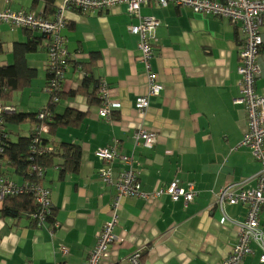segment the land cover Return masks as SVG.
<instances>
[{"label": "crops", "instance_id": "obj_1", "mask_svg": "<svg viewBox=\"0 0 264 264\" xmlns=\"http://www.w3.org/2000/svg\"><path fill=\"white\" fill-rule=\"evenodd\" d=\"M66 1L0 0V10L55 19ZM142 15L161 21L153 42L151 72L163 85L161 94L151 97L145 115L136 108V101L148 92L150 79L140 60L139 37L128 30L137 19L127 6L65 13L69 23L62 35L71 57L88 62L99 54L93 76L108 83L115 106L108 120L100 117L101 108L89 107L81 95L62 100L58 113L67 108L89 113L80 127L58 134L82 146L80 171L63 181L58 180V168L45 176L43 184L51 190L56 209L55 222L33 228L26 219L13 227L0 220V264H88L97 233L113 216L116 188L101 180L100 170L108 166L96 156L99 149L112 145L124 155L134 154L144 193L152 194L178 180L184 185L194 183L197 196L188 205L167 194L147 201L124 198L114 228L120 240L111 245L102 264H129L135 251L143 255L147 251L142 255L144 264H223L237 245L236 223L246 220L247 206L225 204L221 211L218 193L227 185L246 181V188L256 187L254 177L262 169L252 149L241 146L248 128L244 104L237 102L243 96L239 67L244 34L228 19L173 5L162 8L149 2L142 7ZM261 36L256 91L264 94V26ZM28 41L26 30L1 25L0 68L14 64L15 46ZM49 42L44 39L40 50L27 56L38 78L15 97L19 111L37 112L50 101L44 91ZM82 80V73L74 71L64 92L76 90ZM142 128L157 134L153 149L134 150V134ZM122 168L119 162L112 165L115 178ZM261 227L264 230V212ZM252 248L243 264H261V249L257 244Z\"/></svg>", "mask_w": 264, "mask_h": 264}, {"label": "built area", "instance_id": "obj_2", "mask_svg": "<svg viewBox=\"0 0 264 264\" xmlns=\"http://www.w3.org/2000/svg\"><path fill=\"white\" fill-rule=\"evenodd\" d=\"M149 2H154L162 8L173 5L188 8L196 14L228 19L239 25L244 34V44L240 51L241 66L239 67L243 96L237 102L244 104L248 128L241 146L252 149V154L261 163L262 169L254 177L257 181V186L254 188H246L248 181L222 188L218 193L217 207L222 211L225 204L247 206L246 220L236 223L239 231L238 243L223 264H243L245 258L253 253L252 244H257L261 249L260 263L264 264V230L261 227V215L264 212V94H259L256 91V81L260 74L257 59L260 46L263 44L261 28L264 26V0H225L223 2L214 0H67L64 6L58 10L55 19H48L26 11L0 10V26L8 24L13 28L48 35L51 38V64L52 66L62 65L65 64V58L69 56L62 35L67 24L66 12L72 10L101 11L120 5L127 6L130 15L137 19V22L130 25L128 30L139 37L140 60L145 64L150 79L148 92L138 97L136 101V108L145 115L150 108L151 97L160 95L163 89V85L151 72V62L155 57L153 42L161 21L153 16L142 15V7ZM102 81L105 105L100 110V117L110 120L111 110L115 105L110 101V90L106 89V81ZM47 90L50 91V88ZM42 130L46 131L47 128L43 126ZM134 141L135 147L143 146L146 149H153L158 142V137L156 133L142 128L135 132ZM96 156L110 164L119 162L123 168L116 178L112 168L106 167L100 170L101 180L108 186H114L116 195L112 203V219L97 233V243L90 252L88 264H102L111 245L119 242L120 239L114 234V228L117 224V210L124 198H144L147 201L150 198H159L163 194H167L173 201L183 200L188 205L197 196L194 183L184 185L178 180L152 194L144 193L139 173L135 169L133 154L132 156L124 155L119 152L116 146L112 145L99 149ZM34 189L38 202L48 206L50 192L38 186H35ZM16 191V186L12 181L0 177V205L5 197L14 195ZM43 218L42 216L41 219L43 220ZM64 253H67L65 249ZM128 262L129 264H144L142 252L132 253Z\"/></svg>", "mask_w": 264, "mask_h": 264}, {"label": "trees", "instance_id": "obj_3", "mask_svg": "<svg viewBox=\"0 0 264 264\" xmlns=\"http://www.w3.org/2000/svg\"><path fill=\"white\" fill-rule=\"evenodd\" d=\"M49 2L52 0H48ZM110 9L71 12L86 14ZM68 23L67 20L66 26ZM26 31L29 33V41L15 46L14 64L0 68V177L12 181L17 189L14 195L5 197L0 205V220L13 227L26 219L30 227L40 228L46 222H55L56 209L52 205L50 194L48 206L39 203L34 188L38 186L48 192L51 191L43 184L47 172L51 169H59V181L80 171L82 146L77 142L64 140L58 137V134L68 128L80 127L89 114L88 111L80 112L70 108L58 113L57 107L63 99L81 95L87 99L89 107L102 108L105 105L102 94L104 85L101 84L103 82L101 79L97 80L93 76V68L100 59L99 54L84 62L74 60L69 53L65 58V64L52 66L51 38L45 34L36 35L31 30ZM46 38L50 42L47 46V83L44 91L50 95V101L37 112L19 111L18 106L14 104L15 97L32 87L38 78L37 70L28 65L27 56L37 53ZM74 71L82 73L83 80L76 90L66 94L64 92L66 82ZM106 89L109 90L108 83ZM43 126L47 128L46 131L42 130ZM135 148L137 147L134 146V150ZM103 162L107 168H112L113 164ZM147 254L145 251L142 255L145 257Z\"/></svg>", "mask_w": 264, "mask_h": 264}, {"label": "rangeland", "instance_id": "obj_4", "mask_svg": "<svg viewBox=\"0 0 264 264\" xmlns=\"http://www.w3.org/2000/svg\"><path fill=\"white\" fill-rule=\"evenodd\" d=\"M35 88L37 87V84H35V86H34Z\"/></svg>", "mask_w": 264, "mask_h": 264}]
</instances>
